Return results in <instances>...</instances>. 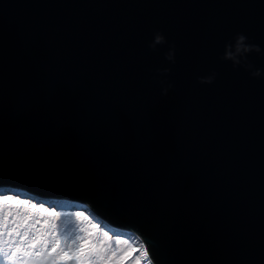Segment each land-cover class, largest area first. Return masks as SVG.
Masks as SVG:
<instances>
[{
  "label": "water",
  "instance_id": "95a60500",
  "mask_svg": "<svg viewBox=\"0 0 264 264\" xmlns=\"http://www.w3.org/2000/svg\"><path fill=\"white\" fill-rule=\"evenodd\" d=\"M237 33L264 69V0H0V187L88 202L153 264H264V74L220 59Z\"/></svg>",
  "mask_w": 264,
  "mask_h": 264
},
{
  "label": "trees",
  "instance_id": "16d2710c",
  "mask_svg": "<svg viewBox=\"0 0 264 264\" xmlns=\"http://www.w3.org/2000/svg\"><path fill=\"white\" fill-rule=\"evenodd\" d=\"M82 207L78 203L66 200L50 204L24 192H8L5 188L0 189V248L3 249L0 252V264H63L58 262L61 261L58 257L56 258L58 248L55 252H52L53 246H49L52 240H56L55 236L60 233L58 242L59 246L63 245L67 238H62V236H68L65 232L69 227L73 233L76 231L81 232L89 226H93L95 221L101 223L112 235H124L129 240H136L138 242L136 251L140 252L137 256L138 262L152 264L149 261L144 244L139 238L128 231L107 226L91 209L87 207L82 209ZM53 225L56 227L53 228ZM14 227L20 235L11 232ZM24 233L28 234L26 239L23 238ZM31 239L36 243L37 241L44 242L47 249L46 259H41V255L29 257L20 252L15 258H10V253L16 249V243H24Z\"/></svg>",
  "mask_w": 264,
  "mask_h": 264
},
{
  "label": "rangeland",
  "instance_id": "374dc122",
  "mask_svg": "<svg viewBox=\"0 0 264 264\" xmlns=\"http://www.w3.org/2000/svg\"><path fill=\"white\" fill-rule=\"evenodd\" d=\"M2 188L4 187H0V189ZM65 200L69 201L68 199ZM65 233L68 234V236L63 235L62 238H67V241L65 244L60 245L56 251V258L58 257L59 260H61L58 262L63 264H89V262H91V264H148L147 262H138L137 256L140 252L136 251L138 247V242L136 240H129V238L124 235H112L98 221H95L94 225L89 226L85 231H76L73 233L69 227ZM130 234L140 239L138 235L133 233ZM33 238L36 239L35 237ZM55 238L56 240H52V243L49 246H56L57 242L60 240V233L58 236L56 235ZM73 240H75V244L72 243ZM34 243L35 246L32 247ZM15 246H20V253L29 257L38 256L36 255L37 252L42 253L41 259L44 260L47 257V249L44 242L42 241H37L36 243L31 239L24 243H16ZM81 246H85L86 248L95 246L96 251L88 252L83 256H79L78 250L81 248ZM145 250L147 252L146 247ZM65 251H67L69 255L73 257V259H61L60 257ZM28 253H31V255H28ZM147 256L149 261L153 264L148 253Z\"/></svg>",
  "mask_w": 264,
  "mask_h": 264
},
{
  "label": "clouds",
  "instance_id": "9594fccd",
  "mask_svg": "<svg viewBox=\"0 0 264 264\" xmlns=\"http://www.w3.org/2000/svg\"><path fill=\"white\" fill-rule=\"evenodd\" d=\"M166 43H168V41H167L166 36L163 34V32L162 31H156L154 34V39L149 43V48H151L153 51H155V50H157V47L159 45H163ZM253 51H255L257 53H261L262 49L258 44L249 43L248 37L245 34L237 33L236 36L234 37L233 41H229L228 43H226L225 52L220 57V59L221 60H230L233 62V67L243 66L245 69L250 70L251 76L260 77L262 74H264V69L255 68L254 65L248 61V54L253 52ZM165 58L168 61H171L172 63L176 62V46H175V43H173L170 46L169 50L165 53ZM155 71L159 74H164V73L171 72V68L156 69ZM216 76H217V73L213 72L210 75L201 76V77H198L197 79H198L199 83H201V84H212L215 81ZM161 83L163 84L164 81H161ZM173 86H174L173 84H170V83L167 84V86H165L163 88V94L167 95L169 89L172 88ZM14 192H16V190H14ZM21 192L22 191H19L18 193H21ZM40 201H42V200H40ZM44 202H47V201H44ZM80 204L83 206L82 209H84L86 207L91 209L99 218H101L102 221L107 220L103 216H101L99 213H97L91 207V205L88 202H81ZM103 222H105V221H103Z\"/></svg>",
  "mask_w": 264,
  "mask_h": 264
},
{
  "label": "snow or ice",
  "instance_id": "6c2138e0",
  "mask_svg": "<svg viewBox=\"0 0 264 264\" xmlns=\"http://www.w3.org/2000/svg\"><path fill=\"white\" fill-rule=\"evenodd\" d=\"M45 223H47V221H45ZM52 227L55 228L56 226L53 225ZM11 232H16L17 235H20V233L17 232L15 227L11 229ZM27 235H28L27 233H24L23 238L26 239ZM72 243L75 244V240H73ZM34 246H35V243L32 245V247H34ZM58 247H59V242H57L56 246L52 248V252H55ZM2 251H3V249L0 248V252H2ZM95 251H96L95 246H91V247H87V248L85 246H81V248L78 250V255L83 256V255L87 254L88 252H95ZM19 252H20V246H17L15 251L10 253V258H15ZM28 255H31V253H28ZM36 255L39 256V255H42V253L37 252ZM21 258H23V257H21ZM60 258L65 259V260L73 259V257L71 255H69V253L67 251L63 252V254ZM89 264H91V262H89Z\"/></svg>",
  "mask_w": 264,
  "mask_h": 264
},
{
  "label": "bare ground",
  "instance_id": "6f19581e",
  "mask_svg": "<svg viewBox=\"0 0 264 264\" xmlns=\"http://www.w3.org/2000/svg\"><path fill=\"white\" fill-rule=\"evenodd\" d=\"M69 200V198H67Z\"/></svg>",
  "mask_w": 264,
  "mask_h": 264
}]
</instances>
